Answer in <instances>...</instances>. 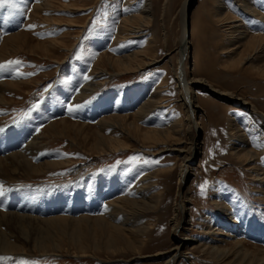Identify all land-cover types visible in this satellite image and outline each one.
Here are the masks:
<instances>
[{"label":"rangeland","instance_id":"rangeland-1","mask_svg":"<svg viewBox=\"0 0 264 264\" xmlns=\"http://www.w3.org/2000/svg\"><path fill=\"white\" fill-rule=\"evenodd\" d=\"M48 1H52L55 9H51L49 17L47 14H42L41 17L51 18L54 22L62 21V26L57 29L54 26L50 29L53 23L49 20L43 22L39 17L33 19V12L37 8L34 6L35 0H18L23 14L7 7L0 11V49L8 36L20 32L28 35L26 44L34 46L33 52L29 49L16 54L9 52V56L6 54V59L0 61V64L5 65L8 61L21 62L7 65L10 68L5 70L9 72L1 75L5 82L10 81L9 74L13 69L22 76L20 81L28 84V88L22 90L27 91L22 94L7 93L8 99L13 98L12 103L0 105V155H7L14 148L19 149L25 144L30 138L29 132L32 128L33 137L41 138L45 148L43 153L48 157L40 162L68 164L48 170L46 174H18L14 182H9L13 183L9 184L12 187L0 195V210L47 217L51 216L46 215L51 208L48 206L57 200L60 203L65 202L63 198L66 199L68 191L70 195L77 191L80 196L84 193L86 200L98 187L103 188L108 195L107 199L100 200L101 207L106 209L113 199L117 200L125 194L134 199L137 191L142 192L139 188L145 187L149 193L148 199H152L150 205L155 207L146 219L152 222L154 229L151 231L153 235L146 238V244L141 249L123 248L115 251L104 245L101 250L88 248L83 252L72 244L65 245L60 250L51 249L44 256L33 252L31 254L29 251L26 255L29 261L32 264H164L166 256L158 255L175 248V242L186 236L189 239L188 246L184 248L183 258L178 264H238V256L233 254L234 240H225L222 243L223 237L219 232H223L222 224L228 220L242 231L247 226L252 227L251 231L254 232L264 230V147L259 143L254 129L248 126L253 109L264 117V51H254L251 55L245 49L248 44L247 37L264 35V21L243 12L234 0H197L191 16V47L190 54L185 56V71L190 80L203 81V84L201 82L193 87L196 103L200 108L195 116L199 127L189 128L184 121L178 136L168 138L166 143H156L149 132L162 131L170 127L177 117H186L172 69L181 58L178 48L183 34V7L187 0H145L144 2H151L152 17L145 34L139 38L129 35L122 25L123 19L140 14L141 7L127 5L131 0H76L78 3L75 4L79 6L88 3L85 10L69 9L71 0ZM190 1L192 0L188 1V7ZM39 2L41 1L37 0ZM244 2L246 0H239L241 4L249 3L248 6L256 8L260 13L259 17L262 15L264 19V0ZM215 4L223 6L231 13L229 19L234 21L231 24L241 36L230 35L228 40L227 31L224 32L221 26L230 25L229 21L216 13ZM187 12L188 8L186 14ZM198 21L200 23L197 28ZM25 34L23 38L26 37ZM64 34L69 35V39L63 45L76 42L69 56L65 57L62 50H56L48 56L41 50H36V46L41 47L46 42L60 40ZM139 51L145 52V60L151 66L134 74L111 79L101 76L100 80H108L100 89L82 101L77 99L76 94L90 81L95 70L106 69L109 73L116 71L114 64L111 71L107 59L115 61ZM159 87L164 92L163 100L166 99L162 107L153 108L148 118L140 122L138 120L135 123L137 129L130 126L127 128L134 120L133 113ZM69 91L72 93L65 97L60 114L49 121L41 119L43 123L40 120L36 127L30 126L31 119L36 118L38 113L45 112L50 106L58 105L56 98L67 95ZM100 104L107 110L101 112L95 120L79 117V113H67L99 108ZM120 116L128 117L127 125L123 124V128H108L105 140L113 135L112 138L123 143L125 149L103 151L102 146L96 142L98 122ZM62 119L77 127L72 130V138L44 133L50 122L59 123ZM259 120L264 123V119ZM236 127L239 133L234 130ZM107 144L111 145L108 141ZM196 146L198 151L195 155ZM247 150L258 155L256 160L248 159L245 155ZM133 157L139 159L133 160ZM185 157L189 161L183 164ZM184 165L189 166V170L184 176L181 188L180 172ZM256 174L260 178L255 177ZM151 175L152 184H147L144 179ZM116 182L121 185V190L111 191ZM3 184L4 181L1 180L0 185ZM201 186H204L203 189ZM183 201L187 204L186 222L179 234H175L172 230L175 209ZM75 208L80 211L84 209L78 205ZM85 215L95 218L96 213L91 211ZM240 238L245 241L246 249L251 255L264 257V241L261 238L253 237L250 233ZM203 245L221 246L232 254L227 258H215L210 251L203 249ZM243 264L253 263L247 261Z\"/></svg>","mask_w":264,"mask_h":264},{"label":"bare ground","instance_id":"bare-ground-1","mask_svg":"<svg viewBox=\"0 0 264 264\" xmlns=\"http://www.w3.org/2000/svg\"><path fill=\"white\" fill-rule=\"evenodd\" d=\"M40 1L41 2L37 3V0H35L34 6H37V8L33 12L34 13L33 19L35 20L37 17H39L40 20L43 22H46L47 20H49L50 23H53L51 24L52 26H50V29H52L53 26L56 27V29L59 26H62L63 24L62 21L54 22V20H52L51 18L45 19L41 17L43 16L42 14H47V16L49 17L50 15L49 12L51 11V9H55V8H54L52 1H48V0L47 1L40 0ZM144 1L145 0H131V2L129 1L128 2L129 4H127L128 6H132L134 4V5H138L139 7H141L140 12H139L140 14L134 15V16L132 15V17L130 15L127 19L125 18V20L124 19L122 20L123 29L125 31H128V34L131 36H134L135 38H139V36H142V34H145L146 28H148V26L151 23V17H152L151 10H150L151 2L147 3ZM188 1L189 0H187V2L185 3L183 7V19H184L183 34H182V38L180 41L181 42L180 48H178L179 58L180 57L181 58L179 60V63L176 64L174 68L172 66L173 76L177 82V89L181 97V102H182L181 104L184 108V111L186 112L185 114L186 117H184L185 119H183L182 116L177 117L176 120L171 122L172 124L170 125V127L162 131L161 130L152 131L148 133V131L146 130L147 133L151 135L154 138V140H156V143H166L168 141V138L178 136L182 131L184 121L188 123L189 128L198 129L199 127V124L197 123L195 116L197 113H199L200 108L196 103V98H195L193 87H195L197 84L201 82H202L201 84H203V81H201L200 79L190 80L186 76V71H185L186 69L185 68V58H186L185 56L186 54L187 55L190 54L189 49L191 47L189 40H186V30H187L186 11L188 8V5H187ZM194 1H196V5H197V0H192V2L190 1L189 2L190 5H192ZM234 1H235L236 6L240 7L246 14L248 13L249 16L252 14L254 15L258 14V11L256 10V8H253V6L251 5L248 6L249 3L241 4L239 3V0L238 1L234 0ZM75 2L78 3V1L76 0L75 1L71 0V2L68 4V8L74 9V10H77V8L85 10L86 5L88 4V3H85L79 6V5H76ZM244 3H247V0ZM215 6H216V13H219V16L224 17V20L226 19L229 21L230 25H223L221 23V25H223L221 27H223L225 30L224 32L227 31L226 35H227L228 40L230 38L229 37L230 35L232 37L233 35L241 36L240 33L239 34L237 33V30H236L237 28L231 24L234 22L233 20L231 22V19H229L230 18L229 16H231V13L228 12L227 9L224 8L223 6H222L223 8L219 7V4L217 5L215 4ZM203 9L204 8H202V10ZM192 13H191V16H192ZM199 23L200 21H198L197 28L199 27ZM3 24L5 25V23L2 22V25ZM131 25H135V26H131ZM8 26L9 25H7V27ZM128 26H131V28H127ZM244 29H246L245 26H244ZM10 30H12V28H10ZM246 33H247V29H246ZM24 34L25 33H21V32L14 34V35L11 34L4 40L1 46V49H0V61L5 60L6 59L5 55L6 54L8 55L9 52L16 54L17 52L23 51V50L25 51L26 49H29L31 52L34 51L33 50L34 46H29L28 44H26L29 37L27 34H25L26 37L23 38ZM244 34L245 33H243V35ZM68 36L69 35L64 34L63 36L60 37V40L57 39L49 43L46 42V44L44 46L42 45L41 47L36 46V50H41L43 54L46 56H48V54L52 55V53L55 52L56 50H62L66 54L65 57H67L71 54L76 44L75 41H72L67 46L63 45L64 41L69 39ZM216 38L217 36L214 38V40ZM149 42L150 44H153L152 40H149ZM247 43L248 44H247V47H245V49L247 48L246 52H248L251 55L254 51L255 52L264 51V35H260V36H257V34L256 36L251 35V37L249 38L247 37ZM142 50H144V48ZM144 53L145 52L139 51V53H135L130 56L127 55L115 61H111L110 58L107 59V63L109 65L108 67H110L112 71L113 67L115 66L116 71L113 70V72L109 73V71L106 69H102L98 71L95 70L92 76L90 77L91 78L90 81L85 83V86L82 88V90H80L79 94L78 93L76 94L78 95V97L76 96L77 99L79 101H82L86 99V97L93 95L98 89H100L101 86H103L104 83L108 80V79L100 80L99 77L101 76L103 77L108 76L107 78L111 79L115 76H120L124 74H129V73L134 74L136 72H140L144 68H148L149 66H151L145 60ZM142 57H144V59ZM155 63L156 62H154V64ZM6 68H10V67H5V68L0 69V72H1L0 74V105L1 106L7 105L8 103H12L14 101L13 98L12 99L7 98L6 96L7 93L18 95V94H22L27 91V90L22 91L24 88H28L27 87L28 84L25 81H20V79H23L21 78L22 76L18 75L19 73L16 72L15 70L13 71L12 68L9 74L10 81L5 82L2 79L3 77L1 75H4V73L6 74L7 72H9L8 70H5ZM162 83H164V81ZM158 89H157L158 91L156 89L154 90L155 91L153 93L154 95L148 98L149 100L145 102L143 106H141L139 109L137 107L138 109L137 112L135 114L133 113L134 120L132 121V124L127 125L126 119L128 117H121V116L120 118H116V119L109 118L106 120L105 119L100 120V121L98 120L99 122L97 126H98L99 131L97 133L96 142L102 146V148L101 147L99 148H101L103 151L124 150L125 146H123V143L118 141L116 138L113 139L112 133L110 134L112 135V137H108L107 138L108 140H105L106 130L110 127L120 128L123 126V124L127 125V128L128 126H130V127H134L137 129L138 127H136L137 125L135 123H138V120L139 122L142 120H145L146 118H148L150 114H152L154 109L161 108L162 103L165 102L166 99L163 100L164 92L161 90V87H159ZM70 93L72 92L69 91L67 95H62V97L56 98V103L58 102L59 106L55 104V105L50 106L45 112L42 111L38 113L36 118H33L30 120V126L32 125L36 127V125L39 124L41 119L44 121L45 120L49 121L52 118H54L58 113L60 114L62 112V104H64L63 101L66 96L70 95ZM155 94L157 97L155 96ZM153 99H155L154 100L155 105L152 104ZM60 101L61 103L59 104ZM98 107L99 108H90V109L87 108L85 110H80L82 112L78 110H77L78 112L67 111V113L68 114L69 113L71 114V112L72 114L79 113L80 114L79 117H82L86 120H91V119L95 120L101 112H106L107 110V108L106 110L104 109V106L102 104L98 105ZM99 110L101 111L99 112ZM253 111L254 112H251L252 115L250 117L251 118L249 120L250 124L248 126L254 129V133L258 135L259 137L258 139L259 143L261 144L262 147H264V123L261 120H259V118L263 120L264 117L261 115H258L255 109H253ZM36 120L38 121L35 123ZM42 120L41 122L43 123ZM121 121L122 122L124 121V122L122 123ZM58 122L59 123L53 122L52 124L50 122V125L45 128L44 133L49 132L47 134H50L53 136H57V137L66 136V137L72 138L73 137L71 135L72 130H74L77 127H75L72 123L68 124L67 123L68 121L65 119H62L61 121H58ZM129 123H131V121ZM22 128L24 129V127ZM31 129L29 132L30 138L25 142V144H23L19 149L14 148L10 152H8L7 155L6 154L0 155V177H1L0 182L1 180L4 181L3 193L12 187L9 184H13V183H9V182H14V180L18 178L17 175L22 172L23 173L28 172L31 175L36 176L39 174H46L48 170L58 168L60 166H63V164L64 165L68 164V162L65 163V162H55V161H51V162L47 161V162L41 163L40 160L44 158L46 159L48 157H47V154L43 153L45 148L41 142V138L33 137V130ZM234 130L237 133H239V129L237 127ZM107 141L110 142L111 145L107 144ZM195 151H196L195 152V155H196L198 151L197 146L195 147ZM178 152L181 153L182 151H178ZM245 155H247L248 159H250L251 161L256 160L258 156L254 151H248V150L247 152H245ZM188 161H189L188 157L183 158V164ZM188 170H189V166H186V165L182 166V169L180 172L181 177L179 181V186L181 188L183 187L184 176ZM153 175L148 176L147 178L144 179L145 181L147 180V184L149 182L152 184ZM24 176H29V174H25ZM255 177L260 178V176L259 175L257 176V174ZM120 187L121 185L119 184V182H116L113 184L111 191H120L121 190ZM139 189H142V192L137 191L135 193L136 197L134 199L129 198L127 194H125V196L121 195L122 197L119 196L117 200L113 199L114 201L110 202L109 208H106V209L104 207H101V204H100L101 199L108 198V195L103 190V188L100 189L98 187L95 193L92 196L88 197L86 200H84V197H86L84 193L82 194V196H80L79 192L77 191L75 192L74 195L72 194L70 195V192L68 191V196H66V199L63 196L64 197L63 199L66 200L65 202L60 203L57 200L56 202H53L52 205L48 206V207H51L49 212L46 213V215H51V216H47L48 218L44 216H39V215L38 217L27 215L26 213L19 214L21 212L19 213L4 212L2 211L4 209H1L0 210V264H32V262H30L29 258H27L26 256L29 251H31V254L33 252L35 254L39 253L40 255L44 256V255H48L51 249L60 250L65 245L72 246V244H75L78 250L83 251V252L87 251L88 248L101 250L103 249L104 245H106L108 249H114L115 251L122 250L123 248H134L135 250L143 248L146 244L145 241H147L146 238L147 237L151 238V236L153 235L151 231H153L154 226L152 222L148 221L146 218H148V214L151 211V209H155V207L153 206L151 207L150 205V201L152 199H148L149 193L147 191V188L141 187ZM28 191H32L34 193L37 192L34 190H29V189ZM63 192H61V194ZM110 198L112 199V197ZM77 205L84 209H82L81 211L79 209H76L75 207ZM91 211L96 213L95 218L89 217L90 215L89 216L85 215L86 212H91ZM186 211H187V204L184 201L176 205L175 216L172 222V230L175 232V234H179V232L185 225L184 223L186 222L185 221ZM79 215L81 216L79 217ZM222 227H223L222 228L223 232L222 233L219 232V235L222 234V237H223L221 242L224 243L225 240L229 241L230 239L234 240L233 244H234L235 250H233V254L235 256H238V261H239L238 264H243L247 261L248 263H253V264L254 263L264 264V257L259 258L256 255H251V253L246 249L245 241H243V239L240 238L242 237V235L244 234L248 235V233H250L253 237L261 238L264 241V230L262 231L256 230V232H254V231H251L252 227L247 226V227L242 228L244 229L242 231L238 227H235V224H233L231 220L224 222V224H222ZM188 240L186 236L184 238L178 239L175 242V248L170 249L169 251H166V253L163 252L158 256L160 257L166 256L164 260L165 262L164 264H178V262L183 258V250L186 246H188V242H189ZM103 241H106V242L103 243ZM203 246H204L203 249L205 251L206 250L210 251V253L213 254L215 258H218V257L227 258L231 256L232 254L229 250L221 246H218V247L217 246L207 247L206 245H203ZM246 259L247 261H245Z\"/></svg>","mask_w":264,"mask_h":264},{"label":"snow or ice","instance_id":"snow-or-ice-1","mask_svg":"<svg viewBox=\"0 0 264 264\" xmlns=\"http://www.w3.org/2000/svg\"><path fill=\"white\" fill-rule=\"evenodd\" d=\"M11 8L14 9L16 11L21 12V14H23V9L19 8L18 6V0H0V11H3L5 8ZM31 27H35V26H30ZM21 63L19 60L16 61H8L7 65H16ZM7 65L5 64H0V69L7 67ZM87 78V77H85ZM71 110V109H70ZM68 155V154H65ZM139 159V157H133V160ZM145 163H158V161H145ZM202 189L204 186H201ZM0 195H3V186L0 185ZM35 264H38V262H35Z\"/></svg>","mask_w":264,"mask_h":264},{"label":"water","instance_id":"water-1","mask_svg":"<svg viewBox=\"0 0 264 264\" xmlns=\"http://www.w3.org/2000/svg\"><path fill=\"white\" fill-rule=\"evenodd\" d=\"M196 6V1L193 2L192 5H189L188 12H187V34H186V40H189L190 38V30H191V13L194 10V7Z\"/></svg>","mask_w":264,"mask_h":264},{"label":"crops","instance_id":"crops-1","mask_svg":"<svg viewBox=\"0 0 264 264\" xmlns=\"http://www.w3.org/2000/svg\"><path fill=\"white\" fill-rule=\"evenodd\" d=\"M227 11H228V10H227ZM243 12H244V11H243ZM259 15H260V13H258V14H255V15H254V14H252V15H250V16H253V17H254V16H256V17H257V16H259ZM257 18H258V19H260V20H262V21H264V19H261V18H263V16H262V15H261V18H260V17H257ZM263 30H264V29H263Z\"/></svg>","mask_w":264,"mask_h":264}]
</instances>
